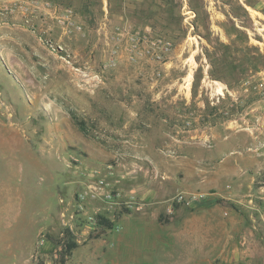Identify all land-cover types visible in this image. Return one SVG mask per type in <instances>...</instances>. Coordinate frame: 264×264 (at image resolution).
Segmentation results:
<instances>
[{"label": "rangeland", "instance_id": "rangeland-1", "mask_svg": "<svg viewBox=\"0 0 264 264\" xmlns=\"http://www.w3.org/2000/svg\"><path fill=\"white\" fill-rule=\"evenodd\" d=\"M0 264H264V0H1Z\"/></svg>", "mask_w": 264, "mask_h": 264}, {"label": "trees", "instance_id": "trees-1", "mask_svg": "<svg viewBox=\"0 0 264 264\" xmlns=\"http://www.w3.org/2000/svg\"><path fill=\"white\" fill-rule=\"evenodd\" d=\"M98 224H102V228L105 230V228H111L112 227V222H110L108 219L104 218L103 216L99 217V220L97 222ZM75 244L72 243L71 245H69L70 247H73Z\"/></svg>", "mask_w": 264, "mask_h": 264}, {"label": "built area", "instance_id": "built-area-1", "mask_svg": "<svg viewBox=\"0 0 264 264\" xmlns=\"http://www.w3.org/2000/svg\"><path fill=\"white\" fill-rule=\"evenodd\" d=\"M0 3H1V0H0Z\"/></svg>", "mask_w": 264, "mask_h": 264}]
</instances>
